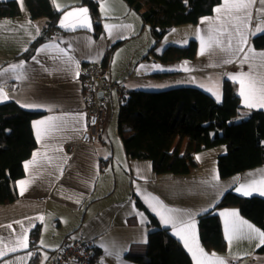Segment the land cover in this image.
Segmentation results:
<instances>
[{
    "label": "crops",
    "instance_id": "crops-1",
    "mask_svg": "<svg viewBox=\"0 0 264 264\" xmlns=\"http://www.w3.org/2000/svg\"><path fill=\"white\" fill-rule=\"evenodd\" d=\"M223 2L224 0H221L214 6L210 15L200 17L197 23L180 28L183 33L190 34L189 36L197 41L195 57L171 61L145 58L151 46V31L149 27L142 25L139 15L129 9L123 0H95L103 27V32L99 36L96 37L87 31L61 34L55 32L51 38L46 37L37 45L29 58L20 55L35 39L42 36L45 19L32 20L25 0H22V5L18 2L21 11L19 15L0 18V71L23 62L22 68L0 77V88L8 93V100L15 101L21 107L25 104L33 105L23 108L43 112L31 123L36 147L23 163L24 175L15 181L17 198L10 203L0 204V251L6 253L0 257V264H30L36 252L31 247V234L35 229L38 230L39 264H53L56 252L74 239L73 237L93 240L100 252L93 264H133L126 255L141 253L151 230L147 225L148 217L145 211L135 204L136 198L156 216L161 227L167 228L169 233L181 242L190 255L192 264H196L184 241L175 234L174 225H165L157 212L152 210V206H155L157 211H160V205L150 197H158L166 209L175 210L169 214L177 221L195 220L196 240L199 247L209 255L215 253L223 257L227 264H264V252H257L260 247L256 246L258 240H234L229 246L225 238V217L221 213L226 210H236L239 219L262 230L242 216L236 207L214 210L221 222L227 245L224 252L205 249L199 239L197 224L198 215L211 209L225 191L232 190L244 196L235 189L242 184L264 180V164L227 178H219L216 160L217 156L225 151V147L218 146L196 152L194 156L197 166L189 174L156 175L149 160L132 159L126 155L119 135L115 144L109 140L110 132H115V128L117 131L118 100L113 91L107 93L109 101L104 105L106 120L100 126L97 140L94 142L81 140L88 124L82 84L84 66L92 62H101L106 49L121 40L123 43L114 54L106 78L108 81L120 83L123 91H156L193 86L211 95L215 101L216 95H219L220 100L217 102H221L222 84L227 79L235 84L243 106L237 119L247 117L253 109L264 110L262 107L245 106L240 95V81L233 79L241 73H250L257 81L264 79V60L257 57L248 63H241L249 48L255 53L264 52V48L256 49L251 43L254 35L264 32L256 30L258 25L264 27V14L258 12V9L264 6L260 5L258 0L252 6L253 19L245 30L247 33V44L243 45L245 52L235 53L239 36L234 31L236 22L233 21L227 25L228 32L232 33L231 49L221 50L213 44L211 49L206 50L203 55L200 54V37L207 40L209 35H215L212 29L220 27L221 21L215 19L217 13L214 9L221 7ZM56 3L61 6L58 11L84 4L83 0H56ZM103 3L107 4L106 12L101 11ZM205 17L213 20L201 23ZM221 19L227 20L228 17L222 16ZM105 25L114 26L111 28V34ZM37 28L39 35L36 34ZM220 39L224 41L226 47L228 33L220 35ZM52 43L68 50L73 61L65 63L59 58L62 54L53 47L38 51L42 46ZM124 47L127 48L123 50ZM119 52L127 54L123 56L118 54ZM118 55L123 58V63L127 60L124 65L116 58ZM251 55L252 53H249V56ZM34 56L36 60H33ZM226 60L231 62L225 63ZM16 76L24 78L16 79ZM48 117L62 118L56 121L61 125L59 131L45 134L46 124L34 125V122L46 121ZM184 146L185 140L181 143L180 152ZM33 160L34 162L29 163L26 169V162ZM216 176L218 179H214ZM21 180L28 182L23 195L20 194L18 184ZM256 186L260 187L259 183ZM253 195L264 197L259 191L253 192L250 196ZM17 221L22 223H15ZM65 221L69 223L68 234L57 239L56 248H49L43 237L46 227H61ZM7 225L12 227L8 228ZM180 226V223H175V228ZM25 235L28 241L27 248L18 247L15 252L8 250L17 247V239ZM44 249L51 253L47 263L45 260L47 256L43 262L41 261V252Z\"/></svg>",
    "mask_w": 264,
    "mask_h": 264
},
{
    "label": "trees",
    "instance_id": "trees-1",
    "mask_svg": "<svg viewBox=\"0 0 264 264\" xmlns=\"http://www.w3.org/2000/svg\"><path fill=\"white\" fill-rule=\"evenodd\" d=\"M123 1L139 15L142 25L149 27L154 36L145 58L171 61L194 58L197 41L191 39L182 46L171 44L157 54L155 48L159 39L173 26L195 24L200 17L210 15L221 0ZM83 3L90 7L93 35L97 37L103 32L98 7L92 0H83ZM25 4L32 20L46 21L42 36L20 55L29 58L37 45L57 32L56 22L62 11L55 8L52 0H25ZM20 12L17 0H0V18L14 17ZM122 43L123 40L117 41L106 49L101 60L105 77ZM251 43L254 48L263 49L264 32L254 35ZM82 84L84 89L83 75ZM242 108L235 84L227 79L222 84L221 102L193 86L156 91L124 90L118 106L117 133L126 155L132 159L149 160L156 175L189 174L197 166L196 152L224 146L225 151L217 156L216 168L219 178H227L264 164V110L253 109L247 117L234 120ZM42 114L27 110L13 100L0 103V204L17 198L15 181L24 175L23 163L36 147L31 123ZM183 140L185 146L180 152ZM135 204L145 211L151 230L143 251L128 253L126 258L133 264H192L181 242L167 228L160 226L156 216L138 198ZM222 207H236L242 216L264 231V197L240 196L227 190L211 209L197 217L199 239L205 249L226 250L221 222L214 212ZM37 240L38 230L35 229L31 234V247L36 252L30 264H39L40 261ZM257 252L263 253L264 245ZM95 255H100L98 249H95Z\"/></svg>",
    "mask_w": 264,
    "mask_h": 264
},
{
    "label": "snow or ice",
    "instance_id": "snow-or-ice-1",
    "mask_svg": "<svg viewBox=\"0 0 264 264\" xmlns=\"http://www.w3.org/2000/svg\"><path fill=\"white\" fill-rule=\"evenodd\" d=\"M18 2L22 5V0H18ZM259 4L264 6V0H258ZM257 3V0H224L223 5L221 7H217L214 9V11L217 13V16L215 17L216 20H220V27L212 29V32L215 33V35H209L208 39L205 40L204 37H200L201 40V49L200 54L203 55L206 50L211 49L213 47V44H215L217 47L221 48V50H229L232 47V33L228 32L227 25L229 23H232L233 21L236 22V25L234 26V31L238 34L239 39L237 42V46L235 48V53L245 52V49L243 45L247 44V33L246 29L248 28L250 22L253 19L252 16V6ZM53 4L56 6L57 10H60L61 6L56 3V0H53ZM108 10L107 4L103 3L101 4V11L106 12ZM258 12L261 14H264V7H261L258 9ZM79 17L78 22L75 24L68 23L69 17ZM228 17L227 20H222L221 17ZM213 18L205 17L202 18L201 23L211 21ZM60 27L69 29V30H75L76 27H82V28H91V20L88 16V9L87 8H76L72 11L65 12L64 17L60 20ZM114 26L105 25V28L109 31V34H111V28ZM257 31H264V27L261 25L257 26ZM174 31V30H173ZM199 32V29L197 30ZM223 33H228V41L227 46L225 47L224 41L220 39V35ZM36 34L39 35V29H36ZM48 47L56 48L62 55L59 57L60 59L64 60L65 63H71L73 61V57L68 54V50L64 48H59L58 44L52 43L51 45H44L41 49H38V51H44ZM249 53H252L251 56H249ZM259 57L260 59L264 60V52L261 53H255L254 50L251 48L248 49V52H245L244 58L241 61V63H248L250 60H255ZM33 60H36V57H33ZM231 62L230 60H226L225 63ZM23 62L17 65H10L9 68L3 69L0 71V77H2L5 73L11 72L16 70L17 68H22ZM143 67V66H141ZM159 67V66H155ZM187 70V69H185ZM76 75H79V72L76 73ZM16 79H23V76H16ZM233 79H239L241 84V91L240 95L243 97V103L248 108H254V107H262L264 108V79L257 81V79L250 75V73H241L238 77L234 76ZM259 85V86H258ZM211 91V89H209ZM215 94V93H214ZM9 99V95L7 92L4 91L3 88H0V102H4ZM217 101L220 100V96L216 95ZM19 103V101H17ZM23 107H33V105H22ZM61 117H48L46 118V121H38L34 122L35 124H46V128L44 129L45 134H50L54 131H59L61 128L60 124H57L56 121L61 120ZM94 123V121H93ZM40 138L39 132H38V139ZM36 153L33 154L34 160H35ZM32 162H26L25 168L27 169L29 166V163ZM66 162V161H65ZM60 172L62 174L63 168L60 167ZM214 179H218V176L214 177ZM27 181L21 180L18 182L20 185V194L23 195L24 191H26L25 185L27 184ZM257 183H259L260 187H257ZM237 192L241 193L244 196H250L255 191H259L261 195H264V180H261L259 182L252 181L248 184H242L240 187L235 189ZM150 195V194H149ZM151 199L158 202L160 205V211H157V207L152 206V210L154 212H157V214L160 216L162 222L165 225L173 224L174 225V231L177 236H179L185 244V247L189 250V252L192 253L194 260H196V264H227V261L223 257L217 256L215 253H212L209 255L208 253L204 252L202 248L199 247L198 241L195 237V220H189L188 222L184 221H177L175 217L170 215L169 213L175 211L173 209H166L163 206V203L159 201L158 197H150ZM222 216L225 217V238L229 243V246H231L232 242L234 240L239 239H247V240H258L257 247L264 245V231L260 230L259 228H256L254 225L250 224L249 222L239 219L238 212L236 210H231L221 213ZM42 219V217H41ZM15 223H22L20 221H17ZM175 223H180L179 228H175ZM8 228H11L12 225H7ZM17 247H11L8 250L11 252L17 251L18 247L27 248L28 247V241L27 236H22L17 239ZM41 243H43L41 241ZM111 254V253H107ZM6 255L5 252L0 251V257Z\"/></svg>",
    "mask_w": 264,
    "mask_h": 264
},
{
    "label": "built area",
    "instance_id": "built-area-1",
    "mask_svg": "<svg viewBox=\"0 0 264 264\" xmlns=\"http://www.w3.org/2000/svg\"><path fill=\"white\" fill-rule=\"evenodd\" d=\"M83 78L85 114L88 124L81 140L94 142L98 138V127L106 120L104 105L109 101L107 93L113 91L116 94L119 106L123 96V87L118 82L106 79L101 62L86 64L83 69ZM95 249L93 240L72 239L60 248L53 264H93L99 257V255H95Z\"/></svg>",
    "mask_w": 264,
    "mask_h": 264
},
{
    "label": "rangeland",
    "instance_id": "rangeland-1",
    "mask_svg": "<svg viewBox=\"0 0 264 264\" xmlns=\"http://www.w3.org/2000/svg\"><path fill=\"white\" fill-rule=\"evenodd\" d=\"M183 26H192L190 23H187V24H181V25H176V26H173L171 27L158 41V44L155 48V52L156 53H161L168 45H171V44H174V45H179V46H182V45H187L188 42L191 40V39H194L192 36H189L190 34H186V32H182V29L180 28H184ZM174 30V31H173ZM186 34V35H185ZM153 42H154V36L153 34L151 33V46L153 45ZM150 46V47H151ZM127 47H124L123 50H125ZM118 54H123V56H126L127 52H119ZM116 58H118V60H120V62L122 61V64L124 65L123 63V58L121 56H117ZM117 112H118V107H117ZM106 119V118H105ZM234 120L236 119V117L233 118ZM105 122V121H104ZM113 123V122H112ZM103 124V123H102ZM100 124V126L102 125ZM100 126L98 127V131L100 129ZM118 138V134H117V131H116V128H115V132H110V138L109 140H111V142H115V140ZM107 140V138H104ZM115 144V143H114ZM186 204V202H185ZM68 227H69V223L68 222H64L63 225L61 227H46V232L44 234V239L46 241V245L48 244V247L51 248V247H57L55 246L56 245V241L57 239L59 238H63L66 234H68ZM74 239L75 238H79V237H73ZM54 249V248H53ZM50 251H48L47 249H44L42 252H41V261L43 262L44 261V257L47 256V258L45 259L46 260V263L50 260L49 255H50ZM45 264V263H44Z\"/></svg>",
    "mask_w": 264,
    "mask_h": 264
},
{
    "label": "water",
    "instance_id": "water-1",
    "mask_svg": "<svg viewBox=\"0 0 264 264\" xmlns=\"http://www.w3.org/2000/svg\"><path fill=\"white\" fill-rule=\"evenodd\" d=\"M76 8H87L88 9V16L90 17L91 24H92V27L90 29L89 28L76 27L75 30H69V29H65V28H62L59 26L60 20L64 17L65 12L72 11L73 9H76ZM78 19H79V17H76V16L69 17L67 22L75 24L78 22ZM56 28H57L58 34H61L64 32L70 33V32H75V31H87V32L93 33L94 32V22H93V18L91 16L89 5L88 4H80V5L72 6V7H69V8H66L65 10H63L57 19Z\"/></svg>",
    "mask_w": 264,
    "mask_h": 264
}]
</instances>
